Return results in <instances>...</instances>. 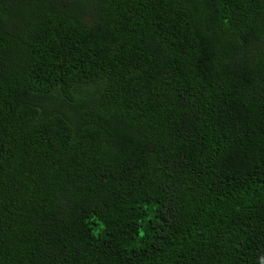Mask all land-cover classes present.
<instances>
[{"label": "trees", "instance_id": "1", "mask_svg": "<svg viewBox=\"0 0 264 264\" xmlns=\"http://www.w3.org/2000/svg\"><path fill=\"white\" fill-rule=\"evenodd\" d=\"M0 264H264V0H0Z\"/></svg>", "mask_w": 264, "mask_h": 264}]
</instances>
